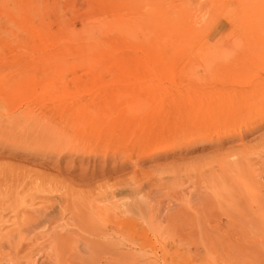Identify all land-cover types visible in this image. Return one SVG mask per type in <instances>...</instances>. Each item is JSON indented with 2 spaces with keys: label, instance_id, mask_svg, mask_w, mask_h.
Listing matches in <instances>:
<instances>
[{
  "label": "rangeland",
  "instance_id": "rangeland-1",
  "mask_svg": "<svg viewBox=\"0 0 264 264\" xmlns=\"http://www.w3.org/2000/svg\"><path fill=\"white\" fill-rule=\"evenodd\" d=\"M0 71V264H264V0H0Z\"/></svg>",
  "mask_w": 264,
  "mask_h": 264
},
{
  "label": "bare ground",
  "instance_id": "bare-ground-1",
  "mask_svg": "<svg viewBox=\"0 0 264 264\" xmlns=\"http://www.w3.org/2000/svg\"><path fill=\"white\" fill-rule=\"evenodd\" d=\"M31 3V2H30ZM37 7H38V9H40L39 8V5H38V3H37ZM40 12V11H39ZM101 11H99V13H100ZM17 13V12H16ZM13 14V13H12ZM40 14H41V12H40ZM101 16L102 15H100V18L99 19H102L101 18ZM96 18H97V16H96ZM94 22H95V20H94ZM99 23V22H98ZM101 23V22H100ZM92 24H93V22H92ZM97 24V23H96ZM100 25H102V24H99V26ZM33 27V26H32ZM90 27V26H89ZM101 27V26H100ZM102 28V27H101ZM36 31V30H35ZM87 31H88V29H87ZM101 31V30H100ZM102 32V31H101ZM100 32V33H101ZM99 33V34H100ZM87 34H89V33H87ZM91 34V33H90ZM99 34H98V36L96 37V38H99V40H101L102 39V37H99ZM87 36V35H86ZM92 35H90V36H87V39H88V37H91ZM96 36V35H95ZM101 36V35H100ZM93 37V36H92ZM86 39V40H87ZM90 39V38H89ZM88 39V40H89ZM95 39V38H94ZM93 38H92V41L94 42H99V40L98 39H95L94 40ZM84 40V39H83ZM83 41V42H85V45H86V43H87V41ZM89 42V44H90V42L91 41H88ZM92 42V43H93ZM96 42V44H98ZM92 43H91V45L89 46V47H91L92 46ZM88 44V43H87ZM102 44V42L101 43H99L98 45H100V46H98V47H101L102 45H104V41H103V44ZM82 45V44H81ZM95 45V44H94ZM49 46V45H48ZM96 46V45H95ZM89 47L87 46V48L89 49ZM97 47V49H99ZM91 48H94V46L93 47H91ZM91 48H90V53L92 52L91 51ZM103 48H105L104 50H102V52H109V53H111V54H115V53H117L118 51H120V48H118V47H116V48H114V47H112L111 45H109L108 43H105V46H103ZM102 48V49H103ZM74 49H76V48H74ZM71 50V49H70ZM77 50H79V48H77ZM81 50V49H80ZM93 50V49H92ZM100 50V49H99ZM132 52H134V51H132ZM60 53V52H59ZM64 53V52H63ZM69 53V55L68 56H71V55H73V54H71L70 55V53H71V51H69L68 52ZM98 53V52H97ZM76 55H78V54H76ZM68 58H70V57H68ZM84 59H87V60H90V58L89 57H83V60ZM69 60H72L73 62H74V64H71L72 62H69L75 69L76 68H80L81 66H82V64H81V58L79 57H77V56H74V57H71ZM96 60H102V53H100L99 52V54H98V56H97V58H96ZM102 62V61H101ZM122 62V61H121ZM68 63V64H69ZM118 64V63H117ZM126 64V62L125 63H123V65H125ZM135 64V63H134ZM133 64V65H134ZM88 65V64H87ZM90 65V64H89ZM88 65V66H89ZM123 65L121 64V67L122 68H125V66L123 67ZM132 65V66H133ZM72 66H71V68H72ZM92 66H96L95 64H93ZM119 66H120V63H119ZM128 66V65H127ZM131 66V65H130ZM69 67V66H68ZM120 67V68H121ZM129 67V66H128ZM127 68V67H126ZM125 68V69H126ZM71 70V69H70ZM127 71H130V69H126ZM119 71V70H118ZM120 71H122V69L120 70ZM120 71H119V73H120ZM14 78V77H13ZM12 79V77L8 74V72H3V71H0V84H4V86L6 87V88H11V90L13 91V89L15 88V86H17V84H13L14 82L13 81H11L10 82V80ZM255 86V85H254ZM261 86V85H260ZM257 87V86H256ZM255 87V89H250V91H246V93L243 95L242 94V96H244V97H242L243 98V100H244V102L243 103H241V106L240 107H243V108H246V110L248 111V112H253V114L254 113H262V112H264V103H260V105H258V101H257V97L255 98L254 97V95L255 94H257V92H259L260 91V88L262 87H257L256 88ZM249 90V89H248ZM3 91H5V89L3 88ZM98 92H100V91H98ZM100 94V93H99ZM50 95H52V94H50ZM96 95H98V93H96L95 94V96ZM101 95H102V92H101ZM237 96V95H236ZM259 96H262V95H259ZM54 97H57V94H55L54 95ZM102 97H100V99H101ZM133 98H135V97H133ZM234 98V97H233ZM90 99V98H89ZM137 99V98H136ZM224 99V98H223ZM258 99H260V98H258ZM88 100V99H87ZM107 100V99H106ZM135 100V99H134ZM218 100V98H216V102H218L217 101ZM261 100V99H260ZM93 101V100H92ZM235 101H236V99H235ZM87 102V101H86ZM89 102H90V100H89ZM88 102V103H89ZM115 102V101H114ZM226 102V101H225ZM235 103V102H234ZM202 104H203V102H202ZM227 104L228 105H230V106H232V103H231V101L228 99V102H227ZM92 105H93V103H92ZM98 105H99V103H98ZM108 105V104H107ZM107 105H99V106H97L96 108H94L93 106H92V110L90 111V112H86L85 114H84V117L88 120V121H90V122H96V121H98L97 123L99 124V122H100V120H102V111L104 110L103 108H102V106H107ZM109 105H113V103L112 104H110L109 103ZM235 105V104H234ZM237 106H238V104H236ZM235 105V107L233 108V111H230L231 113L228 115V116H225V117H223V118H219V117H217L218 115L217 114H215V115H213V117H211L209 114V118H204L202 121V123H198V125H194V127L192 128V129H190V130H192V131H194V130H196L197 128H199V129H201V131H203V130H210V131H212V130H215V128H217V126L220 124V121H224V119L225 120H227L226 122L227 123H225L224 122V126H225V124L226 125H232V124H234L235 122V119H237V106ZM245 105V106H244ZM87 106V105H86ZM91 109V108H90ZM173 111H174V109H172ZM213 111V110H212ZM214 112V111H213ZM207 113V112H206ZM203 116H205L204 115V113H203ZM229 116H231V117H229ZM234 122V123H233ZM223 126V127H224ZM146 126H143V128H140V129H143V130H139V133L137 134V133H133L132 135H133V137H135L136 135H138L139 136V138H140V141H135V140H137V139H135V140H129L128 141V145H129V142H132L134 145H135V147H138L140 144H143V143H145V144H147L146 142H148L149 140H147L148 138H149V136H151V134L152 133H155V135L156 136H158V135H160V136H158L157 137V139L154 141V143L153 144H151L150 145V147L152 146V145H154V144H156L153 148H155L156 146H157V144H160L159 143V141H160V139H162L164 136H166V137H168L169 136V134L168 133H165L164 132V128H158V129H155V130H153V129H149V127H148V129H146L145 128ZM134 130H137V129H134ZM145 131V132H144ZM215 131H218V129H216ZM145 133V134H143V133ZM161 133H164V135H162ZM142 134V135H141ZM216 134V133H215ZM154 136V135H153ZM131 138H133L132 136H130ZM137 137V136H136ZM173 138V137H172ZM168 139V138H167ZM166 139V140H167ZM151 140V139H150ZM132 143H130V144H132ZM162 143H163V141H161V145H162ZM160 145V146H161ZM158 147H159V145H158ZM157 147V148H158ZM162 147V146H161ZM139 148H142V146L140 147L139 146ZM146 148V147H145ZM144 148V149H145ZM160 148V147H159ZM143 149V148H142ZM150 149V152L152 151L151 150V148H149ZM156 150V148L153 150V151H155ZM158 150V149H157ZM153 151H152V153H153ZM144 152L145 153H147L148 154V150H147V148H146V150H144Z\"/></svg>",
  "mask_w": 264,
  "mask_h": 264
}]
</instances>
